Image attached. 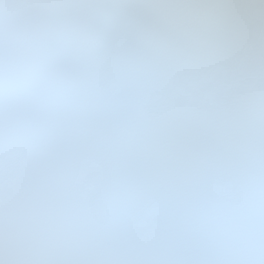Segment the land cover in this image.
Returning <instances> with one entry per match:
<instances>
[{
  "label": "snow or ice",
  "instance_id": "6c2138e0",
  "mask_svg": "<svg viewBox=\"0 0 264 264\" xmlns=\"http://www.w3.org/2000/svg\"><path fill=\"white\" fill-rule=\"evenodd\" d=\"M0 264H264V0H0Z\"/></svg>",
  "mask_w": 264,
  "mask_h": 264
}]
</instances>
